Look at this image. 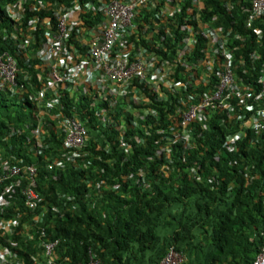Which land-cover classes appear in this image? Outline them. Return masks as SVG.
<instances>
[{
  "label": "trees",
  "instance_id": "1",
  "mask_svg": "<svg viewBox=\"0 0 264 264\" xmlns=\"http://www.w3.org/2000/svg\"><path fill=\"white\" fill-rule=\"evenodd\" d=\"M109 2L0 0V59L17 68L14 83L0 77V164L35 165L39 196L33 212L24 206V176L1 186L0 264H45L39 235L28 239L26 229L37 215L62 242L58 264L87 263L90 252L98 264H159L170 247L185 264H254L264 241V131L244 124L258 120L259 105L236 97L232 111L200 105L217 91L227 55L237 86L258 90L264 17L247 27L251 0H155L113 50L143 59L145 80L132 78L122 96L88 78L55 82L102 41L99 8ZM63 16L54 73L47 34H60ZM185 24L195 27L194 46ZM191 106L198 115L184 127ZM68 119L87 131L77 153L63 146ZM12 220L18 226L9 230Z\"/></svg>",
  "mask_w": 264,
  "mask_h": 264
},
{
  "label": "built area",
  "instance_id": "2",
  "mask_svg": "<svg viewBox=\"0 0 264 264\" xmlns=\"http://www.w3.org/2000/svg\"><path fill=\"white\" fill-rule=\"evenodd\" d=\"M154 0H130L129 2H122L120 0H110L109 3L104 4L105 6L100 7L99 10L105 14L107 27L103 33L102 41L95 42L90 51L91 63L94 68H101L106 76L114 85L124 86L134 78L138 77L140 80H145L148 73V65L143 59H137L131 62L126 56H117L111 58V51L113 47L124 37L126 29L131 28L133 22L140 10L148 3L153 4ZM90 4L86 7L89 9ZM264 16V0H252L251 1V12L247 21V26L252 28L255 20ZM68 17L65 16L58 18V31L59 35L53 32H48V36H53L55 46L51 48L50 54L47 56L49 61L53 62L54 67L58 64L61 65L60 53L62 49V40L66 32V23ZM49 23V22H48ZM193 28L188 27V32L192 35ZM258 31L256 30V33ZM188 43L194 45L195 41L192 36L187 39ZM57 57L56 60L53 58ZM229 56H227V59ZM1 61V60H0ZM7 66L1 69L0 65V77L7 81L14 83V77L16 67L12 59L8 60ZM153 66V65H150ZM223 71L219 75V86L214 96L206 97L200 107L207 108L212 105L211 102L217 100H223L224 98L230 99L232 95H235L240 99L246 106L250 105V102L257 103L259 108L256 110V116H259L258 120L247 122V125L251 126L255 131H264V75L259 80L258 90H240L234 91V77L231 71L230 61L224 65ZM158 72H161L159 68ZM86 74L83 64H77L71 69V72L67 74L64 79L55 76V79L59 82L64 80L75 79L80 75ZM257 91V92H256ZM41 97H44V93H41ZM199 107L192 106L190 110L184 115L183 125L186 126L198 115ZM65 128L67 130V136L65 139V146L67 148H80L87 137L85 128L74 120H66ZM35 168L28 167L30 177L33 178ZM22 168L14 165L12 167L6 166V164L0 165V185L7 181L10 177L20 175ZM29 194H32L31 190ZM183 257L178 253L171 251L162 264H182ZM254 264H264V241L260 249Z\"/></svg>",
  "mask_w": 264,
  "mask_h": 264
},
{
  "label": "clouds",
  "instance_id": "3",
  "mask_svg": "<svg viewBox=\"0 0 264 264\" xmlns=\"http://www.w3.org/2000/svg\"><path fill=\"white\" fill-rule=\"evenodd\" d=\"M155 1V0H154ZM180 1H182V0H180ZM252 1V0H251ZM199 4V3H198ZM169 9V8H168ZM179 10V7H178V5L176 6V10ZM173 9H169V12H170V14L172 15V11ZM250 12H251V9H250ZM165 15V14H164ZM264 17V16H263ZM249 19V18H248ZM260 19V18H259ZM258 20V19H257ZM257 20H255L254 21V23H253V27L252 28H254V24H255V22L257 21ZM135 21V20H134ZM185 21H187V19H185ZM132 27H134V22H133V25H132ZM188 27H191V28H193L194 29V31L192 32V35H190L189 34V32H188ZM248 27V26H247ZM248 28H250V27H248ZM251 29V28H250ZM183 31L184 30H187V36L185 37V42L188 44V45H190V46H194L195 45V43H194V45H191V44H189L188 43V41H187V39H188V37L189 36H192V39L195 41V38H194V33H195V27L193 26V25H190V24H185V27L182 29ZM257 30V29H256ZM256 30H255V33H256ZM124 37H125V35H124ZM123 37V38H124ZM123 38L117 43V44H121V42H122V40H123ZM86 40L87 41H92V39H90L89 37H87L86 38ZM116 44V45H117ZM94 45V44H93ZM92 45V46H93ZM115 45V46H116ZM115 46L113 47V50H114V48H115ZM92 49V48H91ZM113 50L111 51V58H114V57H117V56H126L127 57V53H122L123 55H114V53H113ZM91 51V50H90ZM181 56H182V60H181V62H185V60H184V55L185 54H180ZM91 54L89 53V56L86 58V59H82V62L80 63V64H83V66H84V69H85V71H86V74H84V75H80V76H78L77 78H79V77H83V78H88V79H90V81H92V82H94V83H98V84H103V85H105L108 89H111V87H113V86H115V87H117V88H120L121 89V91L119 92V94L122 96L123 94H124V92H125V89H126V86L127 85H125V87L124 86H119V85H114L111 81H110V79L106 76V74H105V72L101 69V68H99V69H96V68H94L93 67V65H92V63H91ZM227 56H229V55H227ZM1 60V59H0ZM2 62H4L3 60H1ZM14 61V60H13ZM228 61H230V57L227 59V57H226V61L223 63V65H222V68H221V72L223 71V67H225L224 65H226L227 64V62ZM51 62V61H50ZM5 63V62H4ZM213 63H214V61H213V59H209V61H207V65L212 69V66H213ZM15 64V63H14ZM51 64H52V67H53V71H54V73L56 72V70H57V68L60 66V64H58V65H56L55 67H54V64H53V62H51ZM230 66H231V61H230ZM16 70H17V68H16ZM231 71H232V67H231ZM221 72L218 74V86H219V75L221 74ZM232 74H233V71H232ZM55 76H57L58 78H62V79H64V77L66 76H64V77H59L56 73L54 74V80H55V82H57V83H62V82H64V81H69V80H64V81H62V82H59V81H57L56 79H55ZM209 76V75H208ZM206 77V80L209 78V77ZM233 77H234V85H233V89H234V91H240V90H249V89H246V88H241L240 86H237V84H236V80H235V76H234V74H233ZM76 79V78H75ZM75 79H71V80H75ZM260 80V79H259ZM181 86V83L179 84V85H177V87H180ZM258 87H259V83H258ZM102 88V87H101ZM218 88V87H217ZM239 88V89H238ZM103 89V88H102ZM250 89H252V90H254L253 88H250ZM216 92V91H215ZM215 92H213L210 96H214V93ZM41 93H44V97H45V93H46V91H43V92H41ZM210 96H209V98H210ZM40 97H41V94H40ZM44 97H41V99L42 98H44ZM233 97H236L235 95H232L231 97H230V99H226V98H224L223 100H217V101H212L211 102V104L212 105H209V107H207V108H213L216 104H217V102H219L220 104H226V107H227V110H230V111H232L233 110V108H232V106L229 104V102H228V100H231ZM237 98V97H236ZM238 99V98H237ZM238 100H240V99H238ZM240 102L241 103H244V102H242L241 100H240ZM192 107V106H191ZM190 107V108H191ZM46 108H48V104L46 103ZM198 113V112H197ZM209 116V115H208ZM70 120H73V119H70ZM75 121V120H74ZM76 122H78V121H76ZM247 122H251V121H247ZM247 122H245V127H247V128H252L251 126H249V125H247ZM64 123L65 122H61V126L63 127V129H65V131H66V136H67V130H66V128H65V125H64ZM79 124H81L80 122H78ZM190 123H188V125H189ZM82 125V124H81ZM188 125H186V126H184V127H187ZM83 126V125H82ZM84 127V126H83ZM85 128V127H84ZM253 129V128H252ZM86 130V129H85ZM86 133H87V131H86ZM66 139V138H65ZM65 139H64V148L66 149V150H72V151H74L75 153H77L79 150H81V149H83V147H84V145H85V143H86V141H87V139H88V135H87V137H86V140H85V142H84V144L80 147V148H67L66 146H65ZM1 165V164H0ZM6 166H10V167H12V166H14V165H11V164H9V165H7L6 164ZM17 166H19V167H21L22 168V172H21V174L20 175H17V176H13V177H10L9 179H7V181L8 180H10V179H13V178H17V177H22V176H24V178H25V180H26V182H27V184H26V186H25V188L23 189V191H22V196H23V198H24V206L26 207V208H28V209H30L31 211H33V212H35V209H36V206H37V202L39 201V196H38V194H37V192L35 191V189H34V184H35V177H36V173H37V167L35 166V165H28L27 167H23V166H21L20 164H17ZM30 166H32V167H34L35 168V173H34V175H33V178H31L30 177V173L28 172V167H30ZM53 166H50V168H52ZM24 174V175H23ZM1 175V174H0ZM4 183V182H3ZM3 183L0 185V188H1V186L3 185ZM13 186V185H12ZM31 190V192H32V194H29V191ZM7 204V202H6V200H3V201H1V203H0V207H2V206H4V205H6ZM42 217L43 216H41V215H37V216H35L34 218H33V220H32V222H31V224L29 225V224H27V226H26V229H27V231H28V239H32V237H35L36 235H39V237H38V242H39V247L41 248V255H42V257H43V259H44V262H45V264H58V260H59V258H58V255H57V249H58V247L60 246V244H62V242H61V240L60 239H53V238H50V236H49V234L47 233V231H45V230H43V228H41L40 226H39V223H40V221L42 220ZM7 226V228L9 229V230H11L13 227H16V226H18V223H17V221H15V220H12V221H8V224L6 225ZM39 227V230L38 231H36V228H38ZM5 251H7V253L9 252L8 251V249L7 248H5ZM171 251H174V252H176V253H178L179 255H181L182 257H183V262H182V264H185V261H186V257L184 256V254L183 253H181V252H179L175 247H170L169 249H168V251H167V253H166V255L163 257V259L160 261V263L159 264H162L163 263V261L166 259V257L169 255V253L171 252ZM89 256H90V258H89V261L87 262V263H84V264H98V262L94 259V257H93V255H92V253L90 252L89 253Z\"/></svg>",
  "mask_w": 264,
  "mask_h": 264
},
{
  "label": "rangeland",
  "instance_id": "4",
  "mask_svg": "<svg viewBox=\"0 0 264 264\" xmlns=\"http://www.w3.org/2000/svg\"><path fill=\"white\" fill-rule=\"evenodd\" d=\"M0 65H1V69H4L7 66V64L2 61H0Z\"/></svg>",
  "mask_w": 264,
  "mask_h": 264
}]
</instances>
